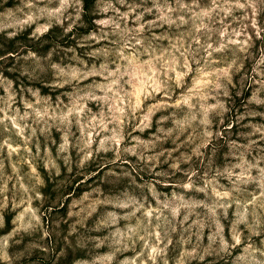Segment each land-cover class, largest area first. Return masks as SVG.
Segmentation results:
<instances>
[{
    "label": "rangeland",
    "instance_id": "obj_1",
    "mask_svg": "<svg viewBox=\"0 0 264 264\" xmlns=\"http://www.w3.org/2000/svg\"><path fill=\"white\" fill-rule=\"evenodd\" d=\"M0 264H264V0H0Z\"/></svg>",
    "mask_w": 264,
    "mask_h": 264
}]
</instances>
